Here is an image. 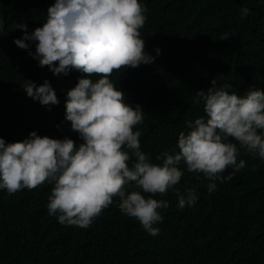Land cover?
I'll use <instances>...</instances> for the list:
<instances>
[{
  "label": "trees",
  "instance_id": "16d2710c",
  "mask_svg": "<svg viewBox=\"0 0 264 264\" xmlns=\"http://www.w3.org/2000/svg\"><path fill=\"white\" fill-rule=\"evenodd\" d=\"M52 3L0 0V137L6 143L23 140L31 130L81 142L65 119V101L66 91L84 74L76 69L54 74L13 39L23 36L24 30L15 27L20 22L29 32L41 26ZM143 3L146 20L139 31L155 60L114 71L111 79L128 103H139L146 112L136 127L141 150L155 159L176 147L186 120L205 114L193 97L197 89L211 86V78L221 75L233 85L229 91L239 95L249 87L264 90V0ZM242 6L250 9L247 15L241 16ZM223 33L229 37L220 39ZM26 42L35 52L36 42ZM27 79L37 85L47 79L58 103L44 105L28 96L23 87ZM239 158L245 166L232 179L217 180L213 192L202 173L185 168L174 190L155 194L169 202L161 209L157 235L123 214L118 198L82 228L48 213L53 185L47 181L12 194L0 190V264H264V159L243 149ZM227 171L231 169L225 175ZM188 188L198 193L196 203L177 207L178 192Z\"/></svg>",
  "mask_w": 264,
  "mask_h": 264
},
{
  "label": "clouds",
  "instance_id": "9594fccd",
  "mask_svg": "<svg viewBox=\"0 0 264 264\" xmlns=\"http://www.w3.org/2000/svg\"><path fill=\"white\" fill-rule=\"evenodd\" d=\"M146 12L143 0H54L41 26L30 32L24 22L15 26L24 31L14 43L28 49L39 65L49 66L54 74L71 69L84 74L66 91L65 101V119L81 142L39 135L36 130L8 143L0 137V190L12 194L47 181L53 185L48 213L57 215L60 223L82 228L118 198L123 214L157 235L161 209L169 202L154 195L174 190L185 168L202 173L207 190L213 192L217 180H230L245 166L239 158L241 149L264 159V90L249 87L239 95L229 91L233 85L223 82L221 75L211 78L207 89L196 90L193 103L201 104L205 114L185 121L186 130L179 131L175 148L155 159L141 150L136 126L146 112L139 103L127 102L111 75L155 60L139 31ZM249 12L242 6L241 16ZM3 28L0 19V31ZM228 37L223 33L220 39ZM26 41L36 42L35 52ZM155 51L159 55L161 50ZM23 87L41 104L58 103L47 79L38 85L27 79ZM197 197L193 188L178 192L177 207L194 205Z\"/></svg>",
  "mask_w": 264,
  "mask_h": 264
}]
</instances>
